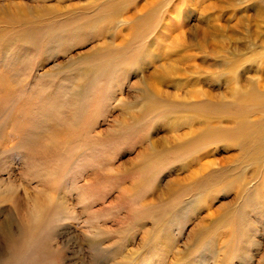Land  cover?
Here are the masks:
<instances>
[{
  "label": "rangeland",
  "instance_id": "rangeland-1",
  "mask_svg": "<svg viewBox=\"0 0 264 264\" xmlns=\"http://www.w3.org/2000/svg\"><path fill=\"white\" fill-rule=\"evenodd\" d=\"M0 264H264V0H0Z\"/></svg>",
  "mask_w": 264,
  "mask_h": 264
},
{
  "label": "bare ground",
  "instance_id": "bare-ground-1",
  "mask_svg": "<svg viewBox=\"0 0 264 264\" xmlns=\"http://www.w3.org/2000/svg\"><path fill=\"white\" fill-rule=\"evenodd\" d=\"M15 14V13H14ZM16 15H17V13H16ZM213 25L211 26V33L208 35V33L207 34H203L202 36H203V40H206V42L205 43H207V42H214L213 41V39H216L217 37H218V35H220V34H222L223 33V31L225 30L224 29V26L223 25H221L220 24V21H218L217 19L215 20V22L214 23H212ZM209 38V39H208ZM202 44L201 45V47L202 48H210V46L209 45H206V44ZM211 49V48H210ZM231 75V78H229V82L231 83V85L230 86H232L230 89H229V91L231 92H233L232 93V96H231V99L234 97V95L236 94V91H235V88H236V90H237V88H239V90L241 89V88H243V87H240V86H238L239 85V83H238V81H237V77H236V73L234 72L233 74H230ZM229 84V83H228ZM148 89H150V88H152L153 87V84H149L148 86ZM262 87V86H261ZM155 91H157V93L159 94L160 92L157 90V89H155V88H153ZM246 95H248V94H246ZM246 95H244L245 97H246ZM244 96L242 97V98H244ZM244 99H247V101H250L251 103H253L254 104V98H244ZM244 99L243 100H240V101H238V102H234V105H235V103L236 104H239V105H241L242 104V102L244 101ZM58 137H59V135H58ZM37 217H39V216H37Z\"/></svg>",
  "mask_w": 264,
  "mask_h": 264
},
{
  "label": "snow or ice",
  "instance_id": "snow-or-ice-1",
  "mask_svg": "<svg viewBox=\"0 0 264 264\" xmlns=\"http://www.w3.org/2000/svg\"><path fill=\"white\" fill-rule=\"evenodd\" d=\"M85 47H87V46H85ZM74 54V53H73Z\"/></svg>",
  "mask_w": 264,
  "mask_h": 264
}]
</instances>
